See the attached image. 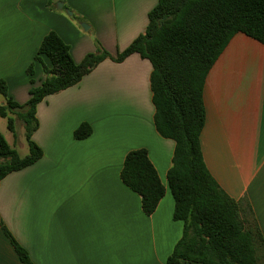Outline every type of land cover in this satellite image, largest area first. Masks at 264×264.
Returning <instances> with one entry per match:
<instances>
[{
    "label": "crops",
    "instance_id": "crops-1",
    "mask_svg": "<svg viewBox=\"0 0 264 264\" xmlns=\"http://www.w3.org/2000/svg\"><path fill=\"white\" fill-rule=\"evenodd\" d=\"M61 1L63 10L53 0H0V80L19 104L29 100L31 79L38 86L45 78L40 64L32 77L26 70L50 32L70 46L77 64L96 52L97 40L116 55L146 32L159 0ZM152 71L138 54L106 60L38 105L32 140L43 156L0 184V218L34 264H167L184 224L173 218L167 175L175 143L154 124ZM204 104L206 166L251 211L264 240V45L233 37L208 74ZM82 124L93 134L76 140ZM138 149L148 151L166 188L151 216L121 180L127 154ZM0 264H22L1 226Z\"/></svg>",
    "mask_w": 264,
    "mask_h": 264
},
{
    "label": "trees",
    "instance_id": "trees-1",
    "mask_svg": "<svg viewBox=\"0 0 264 264\" xmlns=\"http://www.w3.org/2000/svg\"><path fill=\"white\" fill-rule=\"evenodd\" d=\"M239 33L264 45V0H159L149 13L146 32L128 48L113 55L97 41L96 52L79 64L70 46L50 32L26 70L32 77L40 64L45 78L38 86L31 79L25 104L12 100L7 83L0 80V95L6 99L0 115L13 134L16 120L12 115L24 123L30 150L22 158L0 134V184L8 175L42 158L43 151L32 137L39 128L37 107L45 98L78 85L106 60L122 63L138 54L153 67L150 84L156 130L175 143L167 180L175 203L173 218L183 222L184 230L167 264H264V240L251 211L244 210L220 187L206 166L201 146L206 79ZM92 134V127L82 124L74 138L85 140ZM121 180L141 197L143 212L153 215L166 188L146 149L127 154ZM0 226L22 264H34L1 218Z\"/></svg>",
    "mask_w": 264,
    "mask_h": 264
},
{
    "label": "rangeland",
    "instance_id": "rangeland-1",
    "mask_svg": "<svg viewBox=\"0 0 264 264\" xmlns=\"http://www.w3.org/2000/svg\"><path fill=\"white\" fill-rule=\"evenodd\" d=\"M97 41L95 42L97 43ZM12 117L16 120V133L13 134L8 132L7 129L8 122L6 119H3L2 117H0V123L2 124V128L0 129H2L1 131L5 135L9 145L15 148L18 151L19 155L23 158L28 156L30 153L29 145L26 140L24 123L16 115H12Z\"/></svg>",
    "mask_w": 264,
    "mask_h": 264
},
{
    "label": "water",
    "instance_id": "water-1",
    "mask_svg": "<svg viewBox=\"0 0 264 264\" xmlns=\"http://www.w3.org/2000/svg\"><path fill=\"white\" fill-rule=\"evenodd\" d=\"M53 2L56 4V7L58 10H63L64 9V4L61 0H53ZM68 14L69 15H72L71 12L68 11ZM82 27L87 30L88 29V26L86 24H82Z\"/></svg>",
    "mask_w": 264,
    "mask_h": 264
}]
</instances>
